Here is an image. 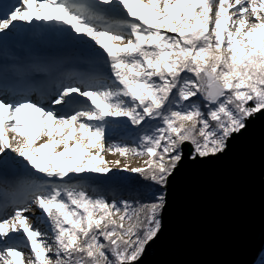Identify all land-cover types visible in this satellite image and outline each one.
I'll return each mask as SVG.
<instances>
[{
	"label": "snow or ice",
	"instance_id": "6c2138e0",
	"mask_svg": "<svg viewBox=\"0 0 264 264\" xmlns=\"http://www.w3.org/2000/svg\"><path fill=\"white\" fill-rule=\"evenodd\" d=\"M45 34L82 55L54 75L34 63L0 78V264H138L161 230V190L184 146L192 160L222 154L264 112V0L0 4V48ZM119 124L143 129L137 146L108 143ZM105 151L147 159L109 167ZM113 168L144 181L151 198L109 202L71 183ZM33 205L51 243L27 223Z\"/></svg>",
	"mask_w": 264,
	"mask_h": 264
},
{
	"label": "water",
	"instance_id": "95a60500",
	"mask_svg": "<svg viewBox=\"0 0 264 264\" xmlns=\"http://www.w3.org/2000/svg\"><path fill=\"white\" fill-rule=\"evenodd\" d=\"M55 44H39L37 48ZM184 158L164 190L161 230L138 264H254L264 248V112L226 150Z\"/></svg>",
	"mask_w": 264,
	"mask_h": 264
},
{
	"label": "rangeland",
	"instance_id": "374dc122",
	"mask_svg": "<svg viewBox=\"0 0 264 264\" xmlns=\"http://www.w3.org/2000/svg\"><path fill=\"white\" fill-rule=\"evenodd\" d=\"M44 38H53L55 40H60L56 37H54L51 34H45L42 36H38L35 38V40H31L30 42L32 43H36L37 41L39 43L40 40L43 41ZM61 42H64L62 40H60ZM66 43V42H65ZM69 44V43H67ZM73 51L71 52L74 56V59H72V61L75 63L78 62L80 56L82 55L81 51L73 46L72 47ZM64 58H65V54H64ZM63 66L67 67V66H71L68 62L64 63ZM134 131L135 128H133L130 124L129 125H123V124H119V125H114V126H110L107 132V141L109 144H121V145H126L129 147H133V145L130 144V139H134ZM128 139L127 143H122L119 142L120 139ZM14 155V154H13ZM102 155L104 156L105 161L108 163L109 167H112L113 161H120V166L119 167H123L125 164H128L130 167H144V160L147 159V157H134L131 155H127L125 157H121L119 154H109L107 151H105L104 153H102ZM130 174V173H126V172H121L119 170V168H113V171L111 173H109L107 175V177L113 178L117 181L119 180H124L126 178V176ZM6 184L9 187H12L14 184H12V181L8 178H5ZM114 193V192H113ZM26 215L29 217V219L27 220V223L32 226L34 229L39 230L42 233H45V239L47 240L48 243H51V231H50V226L48 224H46L44 222L43 219H41V210L35 208V206H32V209L26 213ZM19 247L21 249L22 252H24L25 254H28L30 252V247L26 245V238H23V242H21L19 244ZM264 250V249H263ZM261 258H264V251L260 256ZM264 262V260H263Z\"/></svg>",
	"mask_w": 264,
	"mask_h": 264
},
{
	"label": "trees",
	"instance_id": "16d2710c",
	"mask_svg": "<svg viewBox=\"0 0 264 264\" xmlns=\"http://www.w3.org/2000/svg\"><path fill=\"white\" fill-rule=\"evenodd\" d=\"M134 139H130V144L137 146L138 137L143 134V129H135ZM128 139H120L119 142L127 143ZM127 145V144H126ZM71 183H81L87 190L88 194L93 197H103L109 202L115 200H128L135 203L137 201L149 200L153 194V190L146 188L145 182L135 175L128 174L124 180H115L110 177H100L89 174L83 179L77 177ZM164 195V190H161ZM114 192V193H113ZM264 249V248H263ZM260 252L254 264H264V258H261L263 250Z\"/></svg>",
	"mask_w": 264,
	"mask_h": 264
},
{
	"label": "bare ground",
	"instance_id": "6f19581e",
	"mask_svg": "<svg viewBox=\"0 0 264 264\" xmlns=\"http://www.w3.org/2000/svg\"><path fill=\"white\" fill-rule=\"evenodd\" d=\"M21 37H25V35H22V36H20L19 38H21ZM26 38V37H25ZM27 39H29V37H27L26 38V40ZM16 47H18V45H16ZM26 47H28V45L26 46ZM73 51V49H70L69 47L67 48V50L65 51V58H63V59H59V60H56V61H48L49 63H48V65H46V64H44V66L46 67V68H49V69H51L52 71H54L55 70V68L57 69L58 67H62V65L64 64V63H66V62H68L71 66L72 65H74V64H76V62L74 63L73 61H72V59H74V56H73V54L71 53ZM9 53L5 50V54H4V56H3V58H2V60L3 61H5V60H7L8 59V57H7V55H8ZM38 64H40L41 65V60H37L36 61ZM65 67V66H64ZM67 67H70V66H67ZM11 133H9V136L11 137ZM40 142H42V141H37V144L38 143H40ZM18 178H19V174L15 177V179L13 180V181H15V182H12V184H15L16 182H17V180H18ZM9 183V182H8ZM7 183V184H8ZM6 184V185H7ZM9 186H11V185H9ZM8 186V187H9Z\"/></svg>",
	"mask_w": 264,
	"mask_h": 264
}]
</instances>
